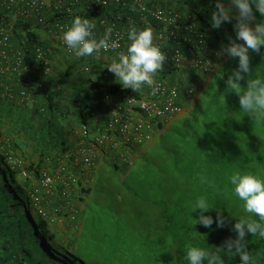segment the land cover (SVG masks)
Returning a JSON list of instances; mask_svg holds the SVG:
<instances>
[{
	"label": "trees",
	"instance_id": "trees-1",
	"mask_svg": "<svg viewBox=\"0 0 264 264\" xmlns=\"http://www.w3.org/2000/svg\"><path fill=\"white\" fill-rule=\"evenodd\" d=\"M110 4H99L93 9L101 12ZM215 6L216 2L208 7L214 10ZM193 11L197 21L211 24L208 10ZM256 16L257 20L261 18L258 12ZM9 18L0 9V23L10 26ZM149 22L165 27L151 17ZM225 23L212 41L214 53L221 44L228 45V34L233 33L231 39L236 37L232 23L228 22L229 27ZM38 29L27 21H18L11 27V40L25 52L24 61L29 68L35 62L36 46L42 44ZM216 60L221 67L202 86L188 116L175 124L159 122L157 139L143 148L133 166H121L109 159L112 170L100 169L93 185L85 176L86 190L93 202L89 213L92 221L98 218L93 229L98 240L93 234L87 243L104 245L98 250H84L89 254H81L79 245L75 252L57 245L44 221L31 210L10 156L19 145V134L25 131L42 151L40 169L42 161L53 162L57 157L58 162L77 140L91 136L93 121L104 118L112 103L122 102L117 96L125 88L109 83L103 74L95 77L94 71H79L76 64L69 63L65 71H57L61 77L57 89L44 91L38 104L23 108L20 104L12 107L0 102V264H187V245L214 249L234 239L236 218L232 217L247 213L243 202L231 193L228 177L237 171L264 177V123L244 116L239 96L226 89V80L238 67V58L217 52ZM250 74L264 75V47L259 53L250 52ZM240 83L246 86V80ZM67 89L73 90L72 95L66 93ZM19 111V118L14 120ZM7 132L10 135L3 136ZM78 156L81 158V154ZM78 163L84 165L71 162V169ZM67 182L57 181L63 186ZM201 195L215 208L205 213L214 218L210 228L200 223L193 226L190 204ZM217 211L224 217V227L215 223ZM246 240L254 259L264 264V239L248 234ZM239 259L238 255H228L226 264H238Z\"/></svg>",
	"mask_w": 264,
	"mask_h": 264
},
{
	"label": "clouds",
	"instance_id": "clouds-1",
	"mask_svg": "<svg viewBox=\"0 0 264 264\" xmlns=\"http://www.w3.org/2000/svg\"><path fill=\"white\" fill-rule=\"evenodd\" d=\"M128 1L129 0H124L123 3L119 4L114 2L111 3L123 5ZM0 2H2V0H0ZM90 2L96 6L101 4L92 0H90ZM46 5L47 3L43 6L41 11H34L39 14V19L43 23L45 22V18L42 16L41 12ZM141 5L144 6L145 9H142ZM158 7L177 13V20L171 23L158 20L152 14V11ZM172 8L174 7L164 5V3L156 4L152 7L143 2H140L139 4L140 11L148 12L153 19L164 23L165 27L160 26L162 35L166 34L169 39L175 40L173 48L168 49L161 43L157 45L154 42L153 30L150 27L138 29L133 26L127 31V33L122 31L125 35L124 40L127 39V41H129L126 51H116L115 58L107 66L108 70L115 75L116 82L123 88L131 89L133 92L141 90L145 86H148L151 89L149 94H141V97L137 98L146 96L154 98L159 91V85L157 84L159 81L169 85L163 79L157 80V75L159 72L163 71L165 63L170 69L181 68L186 57L184 51L185 48H187L191 53L190 65L194 71L210 77L214 75V73H212L214 64L203 54L210 49L211 44L208 39L207 32L196 20V12H187L185 14L181 11L172 10ZM256 12L260 14L261 18L259 20H257ZM233 13H235L234 18L236 23L234 24V30L236 32V37L235 39L230 38V42L227 46L222 45L221 54L227 53L233 59L238 58V67L234 69L230 75H228L226 80V89L228 92H234L239 96L240 110L243 112L244 116H248L253 122L261 124L264 123V75L254 76L253 74H250V52L259 53L261 48L264 47V0H226V2L225 0H216L215 9L212 11L210 17L212 28L217 29L220 28L223 23L231 22L233 19ZM253 21H256L254 26L252 25ZM57 23L66 25L69 24L61 21L54 22L55 28L59 31H64L62 37L63 42L76 57L98 55L100 53H104L100 52L102 49L116 50L121 47L120 39H123V37L113 39L112 34L114 32L112 33L111 27L106 29L103 38L97 40L93 35L95 25L87 17L75 16L71 24L66 29H60L56 26ZM191 24H195V28L203 35L202 38L204 42L200 45L198 50L193 49V44L189 40L194 36L188 28ZM4 25L8 31L11 49L13 51L20 50L23 54L24 60L25 52L22 48L16 47L11 40V27L7 24ZM239 41H243V43H240ZM162 48L167 50L170 56L173 55L176 50L181 51L184 55L181 65H174L171 59L170 61H166L167 54L164 50H162ZM36 52L37 56H42L44 54L41 47H36ZM195 56L199 57L203 63L207 65V70L198 69L193 66L192 59ZM14 63L15 62H13V64ZM6 64L7 63H4L5 67H7ZM24 67L25 61L23 62L19 74L14 73L11 70H7V68L5 73L11 72L12 74L20 76ZM5 73L2 75L3 87L0 89L1 98L10 97L9 92L11 91L10 85L5 86ZM241 80H246L245 87L241 86ZM169 86L173 87L174 85ZM176 87H178L181 91L180 100L183 105L182 111L175 115H166L161 118L155 117L151 119L152 127L149 133L150 139L142 144L126 143L123 141L122 136H117L119 133L116 131L111 132L109 135L110 137L105 142L102 143L98 140V137L101 136L103 128L111 118L112 109L119 102L112 103L105 117L99 120L94 126L91 136L77 142L75 148L73 149V154L70 153L67 155V158L71 159V161L67 160L66 162H63L62 160H58L59 165L58 168L54 170V173H56V171L61 167H64V170L61 171V180L59 181L64 182L67 180L68 182L63 187L69 186L72 183H77L79 181L78 174L82 173L77 167L71 169V162H83L84 165H81L82 170H86L85 167L97 169L96 166L99 164L98 158L105 159L107 164H110L109 159H112L114 162L121 164V166H124V164L133 166L138 158L136 155V149L142 147L144 148L153 142L159 132V122L167 124L174 118L180 116L186 111V109L190 108L199 93L191 86L184 88L179 86ZM7 88L8 92H6ZM185 89H192V94L187 95L184 93ZM123 95L134 96L129 92L121 91L117 97L121 99L123 98ZM106 98H109V94H106ZM134 109V116L137 118L140 116L139 108L136 106ZM78 145L80 146L79 150H76ZM77 152L81 154V158H79ZM87 153H92L94 156L95 162L93 165H89L85 162L84 158ZM122 154H125L128 159L124 160L121 157ZM14 156V154L10 156L13 158V162L11 161L13 165L15 164ZM14 168L16 169L17 167L14 165ZM24 172H27V175H24ZM44 172L50 173L51 171L46 168L40 169L39 174L41 176V184ZM72 174L76 178L74 181L69 179V176ZM17 175H21L24 179H28L32 174L29 170L22 168L17 171ZM201 179L203 180V178ZM55 184L58 183L56 182ZM228 185L231 193L243 202V210L247 213V215L232 217L236 218V222L234 224L236 237L234 239L230 238L226 240L224 242V247H215L214 249L196 244L187 245L184 251V259L187 261V264H226V256L228 255H230V258H235L238 255L240 258L238 264H258V261L254 259L253 253L247 249L248 240H246V236L251 234L252 237L255 236L260 239H264V177L251 172L237 171L228 177ZM65 192L66 191L63 189L64 194ZM31 200L34 202L32 197ZM213 209L215 208L206 196L201 195L196 197V199L190 204L193 226L200 223L204 227L210 228L214 223V218L212 215H205V213H208ZM192 213H196V215L193 216ZM38 215L41 218L47 216H41L39 212ZM215 223L217 227H224L225 221L224 217L220 214V211H217Z\"/></svg>",
	"mask_w": 264,
	"mask_h": 264
},
{
	"label": "crops",
	"instance_id": "crops-1",
	"mask_svg": "<svg viewBox=\"0 0 264 264\" xmlns=\"http://www.w3.org/2000/svg\"><path fill=\"white\" fill-rule=\"evenodd\" d=\"M140 2L148 4L151 7L156 4L164 3V5L177 8L185 14L187 12H194L193 10L201 12L204 9L208 10L211 17L213 9L208 6L212 3L215 4L216 0H129L123 5L111 3L107 9L101 12L100 9H93L97 6L88 3L87 0H48L47 5L41 12L42 16L45 18L44 23L40 21L39 14L25 6H12L8 8L4 6L3 2H0L1 11H4L5 14L10 17V27L15 25L18 21H27L33 26L40 27L38 33L42 44L36 47H41L44 52L42 56H37L35 48V62L31 68L25 65L21 77H17V75L12 74L11 72L5 73V86H11V91L9 92L10 97L5 99L0 97V102L3 104L8 103L12 107L16 104H20V107L23 108L38 104L44 91L50 92L57 89L56 86H58V82L61 80L57 71H65L66 65L69 63L76 64V69L79 71H94L95 77L103 74L109 79V83L112 82L123 89V87L116 82L115 75L107 68L115 58L116 52H104L98 55L76 57L63 42L62 37L64 31H59L55 28L54 22L61 21L70 25L75 16L87 17L95 25L93 35L97 40L103 38L106 29L109 27L112 28V33L115 30L127 33V31L133 26L138 29L150 27L153 30L154 42L157 45L161 43L168 49L173 48L175 40L169 39L166 34L162 35L161 27L152 25L151 22H149L151 16L148 12H142L139 10ZM234 17L235 13H233V21H231L232 26L236 23ZM198 23L201 27L204 26L202 28H205L204 30L207 32L210 44H212L215 36H217V30L220 28L214 29L211 24L206 23V21H198ZM231 23L227 22L224 26L229 27ZM232 34H228V36L233 38ZM128 43L129 41H127V39L124 40L118 51H126ZM184 51L186 57L181 68L170 69L165 63L163 71L159 72L157 75V80L163 79L169 85L179 86L181 88L191 86L199 92L202 86L207 82L205 78L207 76L192 69L190 65L191 53L187 48H185ZM217 52L220 56H224V53L221 54L222 44L218 47V50L215 51V53L211 45L210 49L203 53L206 58L215 65L212 69V73H215L216 69L221 67V63H218L216 60ZM13 62V58L8 59L6 62L8 69ZM65 87H67V85ZM71 90L72 89H67L66 93L68 92L72 95L73 90ZM122 91L140 95L149 94L151 89L148 86H145L141 90L135 92L126 88ZM6 92H8V88ZM117 95L118 93L115 96ZM19 116L20 111L17 112L14 120L19 118ZM97 122L98 121H93V126H95ZM28 126L30 127V125ZM10 133L7 132L3 136H9ZM19 135H21L20 139H18L19 145L17 147L14 146V149H16L15 151L22 156V159H28L32 163L37 160L35 165L38 167V165H40L38 160L40 158V153L42 152L38 143L30 139L25 131H22ZM9 138L10 137H8V142H11L12 140L10 141ZM75 146L76 144L71 149L62 153L60 157L61 159L58 160H62L63 162H66L67 160L71 161V159L67 158V155L70 153L73 154ZM144 149L143 147L137 148L136 155L139 156ZM56 160L57 157H55V161L53 162L50 160L45 162L42 161L41 165H44L41 167L48 166L46 169L50 170V173H54V170L57 169L56 166L59 165ZM16 176L18 178L17 173ZM78 178L79 181L77 183H72L66 187H63V185L59 183L55 184L51 191H47V189L41 184V179L35 180L33 177H29L28 179L18 178V180L23 188L26 198L28 196L30 200L31 210H33L38 219L44 221L49 232L54 235V240L57 245L64 249L65 247H70L71 251L74 252L79 245L83 250L81 254H89L91 252L87 253L84 252V250H98V248H104V245L101 243L100 245L90 246L87 243L90 240V237H92L94 233H97V231L93 229L96 228L95 224H97L98 218L96 217L97 219L92 221V213H89L91 212L90 206L93 202L90 194L87 193L86 190L88 187V180L84 179L81 174H78ZM63 189L66 191L65 194L63 193ZM33 195L41 197L37 204L31 200ZM40 207H43L47 212L46 217L41 218L38 215L37 209ZM95 234L93 236H95ZM95 239L96 241L98 240L97 236H95Z\"/></svg>",
	"mask_w": 264,
	"mask_h": 264
},
{
	"label": "built area",
	"instance_id": "built-area-1",
	"mask_svg": "<svg viewBox=\"0 0 264 264\" xmlns=\"http://www.w3.org/2000/svg\"><path fill=\"white\" fill-rule=\"evenodd\" d=\"M48 0H2L3 4L7 7L11 6H25L32 11H41L43 6L47 3ZM103 5H107L111 2L114 3H123L124 0H92ZM142 9H145L142 6ZM152 14L160 21L165 22H175L178 18L177 13H173L172 11H168L167 9L158 7L152 11ZM57 27L60 29H66L69 25L57 23ZM189 30L193 33V37L189 40L193 44V49L198 50L200 45L203 44V35L200 33L196 28L195 24L189 25ZM118 37H123L120 39V44H122L125 35L122 31L116 30L112 34L113 39H117ZM0 89L3 87L2 84V75L5 73L6 68L4 63L8 61L9 58H14V64L12 67L7 70H11L14 73L19 74L20 69L23 65V54L20 50L13 51L9 44V35L4 24L0 23ZM39 50V49H38ZM116 50H101L100 52H116ZM167 54V60L170 59L173 61L174 65H181L184 55L181 51L176 50L173 55H169V52L162 48ZM99 52V53H100ZM193 66L197 67L198 69L207 70V65L203 63V61L195 56L192 59ZM159 85V91L157 92L154 98L151 97H142L137 98L131 95H123L122 102L116 104V106L111 111V118L109 122L105 125L102 130L101 136L98 137L100 142H105L110 136L111 132L116 131L118 132L123 141L126 143H133V144H142L145 141L150 139V130H151V119L153 118H161L166 115H175L182 111V101L180 100L181 91L176 86H169L164 82H157ZM192 89H185L184 93L187 95L192 94ZM139 108V117L134 116V107ZM116 144V143H115ZM121 157L124 160H127L128 157L125 154H122ZM85 162L89 165L94 164V156L92 153H87L85 158ZM10 161L13 162V158L10 157ZM64 170V167H61L56 171V173H43L42 178V185L47 189V191H51L53 189L54 184L61 180V171ZM27 175V172L23 173ZM69 179L74 181L76 178L74 175H70ZM35 204H37L41 197L37 195H33L32 197ZM38 212L41 216H46L47 212L42 208H38Z\"/></svg>",
	"mask_w": 264,
	"mask_h": 264
},
{
	"label": "rangeland",
	"instance_id": "rangeland-1",
	"mask_svg": "<svg viewBox=\"0 0 264 264\" xmlns=\"http://www.w3.org/2000/svg\"><path fill=\"white\" fill-rule=\"evenodd\" d=\"M253 25V24H252ZM254 26V25H253ZM206 78V81L208 80V78H210V76H207L205 77ZM192 106V105H191ZM191 106L189 109H186L185 112H183L180 116L174 118L173 120L170 121V124H175V123H178L180 122L181 120H184L187 116H188V113L189 111H191ZM78 134H80V131H77ZM81 137V136H80ZM157 139V138H156ZM154 138L153 142L156 140ZM78 142V140H77ZM151 145V144H150ZM79 145L77 146L76 150H79ZM13 154L15 155V166L17 167V171H19L20 169H27L30 171V173L32 174L31 177H33V179L35 180H40L41 179V176L39 174V170H40V167L38 168L35 163L37 162V160H35L33 163L31 161H29L28 159H22V156L20 154H18L16 151H13ZM77 154H79L77 152ZM101 160V161H100ZM79 162V161H78ZM99 164L98 166H96L97 169H92V168H89V167H85L86 170H82L81 168V165H79L78 163V166L77 168L79 169V171H81L82 173H84L88 178H89V183H92V185L95 183V181L97 180L98 178V173L100 171V169L104 168V169H110L112 170V167L110 164H107L105 162V159H99L98 160ZM80 173V172H79ZM81 175L83 176V178H86L84 174ZM118 176L117 175H113V178H117ZM18 178H23L21 175H18Z\"/></svg>",
	"mask_w": 264,
	"mask_h": 264
}]
</instances>
